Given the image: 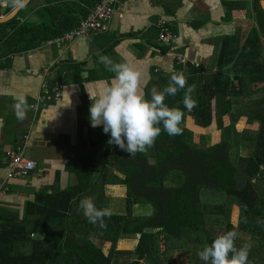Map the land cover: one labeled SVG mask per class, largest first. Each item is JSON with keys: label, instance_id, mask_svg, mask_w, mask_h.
Instances as JSON below:
<instances>
[{"label": "trees", "instance_id": "trees-1", "mask_svg": "<svg viewBox=\"0 0 264 264\" xmlns=\"http://www.w3.org/2000/svg\"><path fill=\"white\" fill-rule=\"evenodd\" d=\"M20 1L6 0L0 15ZM97 1L45 0L39 23H21L22 8L0 22V28L13 30L0 35L2 46L6 52L18 51L61 35L79 24ZM253 5L254 23L246 37L234 34L222 40L217 71L178 63L176 72L184 75L185 88L194 86L191 96L196 100L188 110L182 103L184 89L164 96L166 105L182 111L181 134L170 136L161 125L150 147L129 155L109 145L108 134L97 128L95 145L105 148L104 162L71 160L68 167L76 183L37 191L25 202L22 217L0 208V264H173L172 251L186 247L191 250L189 264H205L198 251L229 230L236 234L237 248L243 245L238 232L250 235L248 264H264V9L259 0ZM233 9L226 18L232 19ZM55 17L60 18L57 24ZM167 77L155 78L156 91L170 83L168 78L158 86ZM186 115L205 128L215 121L220 140L209 143L206 134L186 125ZM240 119L244 125L239 128ZM107 184L126 186L124 209L108 210L100 228L88 222L79 203L91 198L98 209H108ZM135 205H149L152 211L135 214ZM234 206L239 209L236 217ZM133 238L134 249L117 248L120 239Z\"/></svg>", "mask_w": 264, "mask_h": 264}, {"label": "crops", "instance_id": "crops-1", "mask_svg": "<svg viewBox=\"0 0 264 264\" xmlns=\"http://www.w3.org/2000/svg\"><path fill=\"white\" fill-rule=\"evenodd\" d=\"M253 2L122 0L117 4L108 29L90 36L64 42L60 37L65 31L38 44L10 52H6L7 46H2L5 42L2 39L0 208L6 212H19L22 217L25 202L33 199L37 191L51 192L76 183L77 176L68 167L72 165L71 160L88 157L96 164L104 162L105 156L100 157L98 151L104 153L105 148L95 145L100 126H90L88 119L90 100L87 90L103 88L114 73L107 70L99 56L131 64L139 73V90L147 97L155 90L154 80L158 75L170 76L179 69L178 54L217 71L216 59L222 40L234 34L243 40L249 33L254 23L250 15ZM259 3L264 9V0H259ZM5 5L6 0L1 1V8ZM45 5V0H30L22 7L19 21L39 23L42 21L39 11ZM230 8H235L232 19L226 18ZM162 18L169 22L176 34L169 46L159 39L158 22ZM59 19L52 18V22L57 24ZM8 30L13 31L9 26L0 28V35ZM164 46L166 49L162 50ZM168 78L159 79L158 86L164 85ZM56 92L59 93L58 98L55 97ZM18 95H23L26 101L22 120L15 118L13 110L14 97ZM41 95L45 96V104L41 103L39 110L34 112L30 104ZM185 123H190L192 130L201 129L190 115L185 116ZM25 135H28L26 153L35 159L36 167L27 176H9L7 153L20 145ZM105 194L110 197L111 204L107 210L122 211L126 186L107 184ZM136 207L139 209L141 205ZM142 209L147 210L144 214L152 211L149 205L142 206ZM132 240L136 239H120L118 242L132 243Z\"/></svg>", "mask_w": 264, "mask_h": 264}, {"label": "clouds", "instance_id": "clouds-1", "mask_svg": "<svg viewBox=\"0 0 264 264\" xmlns=\"http://www.w3.org/2000/svg\"><path fill=\"white\" fill-rule=\"evenodd\" d=\"M98 59L114 75L103 88L87 90L90 100L88 119L90 126H100L102 132L108 134L109 145L114 144L127 154L134 155L152 145L162 130L161 125L170 136L181 134L182 112L166 105L164 96H174L178 89H184V108L191 110L195 107L196 100L191 96L194 86L185 88L182 73H172L170 83L162 91L152 90L150 98H146L139 90V73L131 64L113 62L103 55ZM25 107L23 95L14 97L13 110L17 120L24 118ZM79 208L88 222L98 224L100 228L104 227L102 218L110 214L107 209H98L91 198L82 199ZM235 235L231 230L217 235L198 251L199 259L205 264H248L250 245L237 248L234 245Z\"/></svg>", "mask_w": 264, "mask_h": 264}, {"label": "built area", "instance_id": "built-area-1", "mask_svg": "<svg viewBox=\"0 0 264 264\" xmlns=\"http://www.w3.org/2000/svg\"><path fill=\"white\" fill-rule=\"evenodd\" d=\"M122 0H99L95 3L94 7L91 8L89 14L81 19L78 25L74 28L66 31L63 36L60 37L61 41L69 42L76 37L90 36L92 34L107 30L115 13L117 4ZM159 26V39L167 46L171 45L172 41L176 37L175 32L171 28L169 22L166 19H160L158 22ZM177 63L187 65L189 61L182 54L176 56ZM198 65L197 62H192ZM56 98L59 97V93L56 92ZM45 104V96L31 103L30 107L34 112H37L40 108L41 103ZM28 135L24 136V141L13 148L7 153V166L9 169V176L23 177L27 176L35 167L36 161L26 153ZM1 228V223H0Z\"/></svg>", "mask_w": 264, "mask_h": 264}, {"label": "rangeland", "instance_id": "rangeland-1", "mask_svg": "<svg viewBox=\"0 0 264 264\" xmlns=\"http://www.w3.org/2000/svg\"><path fill=\"white\" fill-rule=\"evenodd\" d=\"M239 121H240V124L237 125V126L240 128L243 123H242L241 119ZM187 126L189 128H192L190 123L189 124L187 123ZM200 128L201 129H198V130L193 129V130L206 134L207 141L209 143L216 142V141L220 140V136H219L220 131H217L218 127H217V123L215 121L210 126H208L206 128L205 127L204 128L200 127ZM242 152L243 153H248L249 149H246V148L243 149L242 148ZM98 153H99L100 157H103V155H104L103 151H98ZM122 204L124 206V202ZM109 209H110V207H109ZM123 209H124V207H123ZM118 211H120V210H118ZM146 211L147 210L142 209V206L139 207V209H138L136 207V205H135V208H134V213L135 214H144V213H147ZM232 212H233L234 216L236 217L238 215V213H239V209L236 206H234L233 209H232ZM234 220H235V218H234ZM237 235H238L239 241L243 245L251 243V241H252L250 235L248 233H246V232L240 231V232H238ZM136 243H137L136 240H132V243H124V242L119 243L118 242L117 248H119V249H134ZM108 245H110V244L108 243V244L105 245V247H104L105 250H107V248H108L107 246ZM189 248L186 247V248H183V249H175V250H173L172 254H171L172 259H173V264H189V255L191 253V250Z\"/></svg>", "mask_w": 264, "mask_h": 264}, {"label": "water", "instance_id": "water-1", "mask_svg": "<svg viewBox=\"0 0 264 264\" xmlns=\"http://www.w3.org/2000/svg\"><path fill=\"white\" fill-rule=\"evenodd\" d=\"M30 0H22L20 1L14 8L11 9L7 14L5 15H0V22H5L8 21L9 19L13 18L19 9L24 7Z\"/></svg>", "mask_w": 264, "mask_h": 264}]
</instances>
